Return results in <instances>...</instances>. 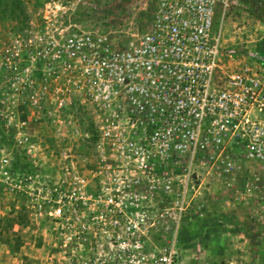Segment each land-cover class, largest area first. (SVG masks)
Wrapping results in <instances>:
<instances>
[{
	"label": "rangeland",
	"instance_id": "1",
	"mask_svg": "<svg viewBox=\"0 0 264 264\" xmlns=\"http://www.w3.org/2000/svg\"><path fill=\"white\" fill-rule=\"evenodd\" d=\"M25 3V22L0 18V264H264L261 173L209 152L189 172L187 157L119 155L76 86L66 39L124 41L154 0ZM213 27L223 44L264 40V0L217 9Z\"/></svg>",
	"mask_w": 264,
	"mask_h": 264
},
{
	"label": "built area",
	"instance_id": "2",
	"mask_svg": "<svg viewBox=\"0 0 264 264\" xmlns=\"http://www.w3.org/2000/svg\"><path fill=\"white\" fill-rule=\"evenodd\" d=\"M236 0H154L121 42L73 34L65 52L99 137L164 164L204 152L264 176V40L223 44L213 20ZM160 264H172L170 252Z\"/></svg>",
	"mask_w": 264,
	"mask_h": 264
},
{
	"label": "trees",
	"instance_id": "3",
	"mask_svg": "<svg viewBox=\"0 0 264 264\" xmlns=\"http://www.w3.org/2000/svg\"><path fill=\"white\" fill-rule=\"evenodd\" d=\"M26 0H0V18L4 22L6 21H12L17 23L19 21L20 23L25 22V19H18L15 14H23L22 9L25 8ZM25 11V9H24ZM21 12V13H20ZM264 228V227H263ZM4 239L2 235L0 234V242H2ZM17 242L20 241L19 238L15 239ZM260 243L262 244V252H264V233L260 237ZM264 258V253L262 254Z\"/></svg>",
	"mask_w": 264,
	"mask_h": 264
}]
</instances>
